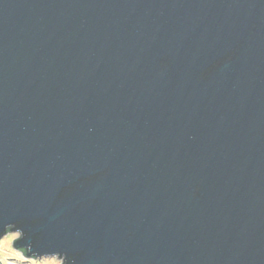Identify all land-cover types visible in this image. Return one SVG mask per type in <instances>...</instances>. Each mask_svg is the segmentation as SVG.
Segmentation results:
<instances>
[{"label":"water","instance_id":"95a60500","mask_svg":"<svg viewBox=\"0 0 264 264\" xmlns=\"http://www.w3.org/2000/svg\"><path fill=\"white\" fill-rule=\"evenodd\" d=\"M70 264H264V0H0V230Z\"/></svg>","mask_w":264,"mask_h":264},{"label":"clouds","instance_id":"9594fccd","mask_svg":"<svg viewBox=\"0 0 264 264\" xmlns=\"http://www.w3.org/2000/svg\"><path fill=\"white\" fill-rule=\"evenodd\" d=\"M25 240L23 228L6 223L0 230V264H70L66 253H38ZM72 264H75L73 261Z\"/></svg>","mask_w":264,"mask_h":264}]
</instances>
